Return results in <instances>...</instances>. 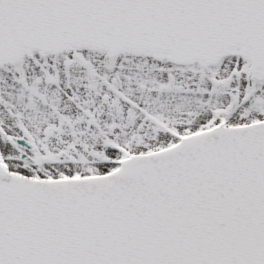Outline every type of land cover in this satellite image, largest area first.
Instances as JSON below:
<instances>
[{"label": "snow or ice", "instance_id": "obj_1", "mask_svg": "<svg viewBox=\"0 0 264 264\" xmlns=\"http://www.w3.org/2000/svg\"><path fill=\"white\" fill-rule=\"evenodd\" d=\"M0 264H264V0H0Z\"/></svg>", "mask_w": 264, "mask_h": 264}]
</instances>
